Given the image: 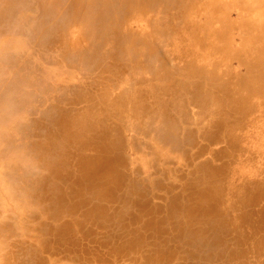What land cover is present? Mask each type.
I'll list each match as a JSON object with an SVG mask.
<instances>
[{"label": "bare ground", "instance_id": "6f19581e", "mask_svg": "<svg viewBox=\"0 0 264 264\" xmlns=\"http://www.w3.org/2000/svg\"><path fill=\"white\" fill-rule=\"evenodd\" d=\"M0 148V264H264V0H0Z\"/></svg>", "mask_w": 264, "mask_h": 264}, {"label": "rangeland", "instance_id": "374dc122", "mask_svg": "<svg viewBox=\"0 0 264 264\" xmlns=\"http://www.w3.org/2000/svg\"><path fill=\"white\" fill-rule=\"evenodd\" d=\"M22 148V147H21ZM17 149V151H19V152H23L24 150H22V149ZM0 150H1V148H0ZM25 157H26V155H25ZM20 164L21 163H18L17 165H16V167H15V169H17V167L18 166H20ZM11 165H12V168H13V166L15 165L14 163H11ZM14 170L13 169H6V168H2L1 166H0V193H1V190L2 189H6L9 193L14 189V188H10V187H8V186H6L7 184H11V183H14V182H7V181H5V179L3 180V173L4 172H9L10 174L13 172ZM8 206V211L10 210V207H11V205L10 204H8L7 205ZM31 207H34V208H36V206H35V204L34 203H31V206H30V208L28 209L29 211L31 210ZM37 209V208H36ZM7 244H8V246H17V245H19L20 243H19V238H11L10 236H8V240H7ZM2 255H3V253H2Z\"/></svg>", "mask_w": 264, "mask_h": 264}]
</instances>
